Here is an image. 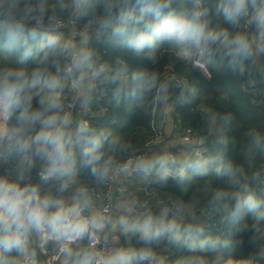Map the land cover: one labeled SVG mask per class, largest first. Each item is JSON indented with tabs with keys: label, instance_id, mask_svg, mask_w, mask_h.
<instances>
[{
	"label": "clouds",
	"instance_id": "obj_1",
	"mask_svg": "<svg viewBox=\"0 0 264 264\" xmlns=\"http://www.w3.org/2000/svg\"><path fill=\"white\" fill-rule=\"evenodd\" d=\"M66 16L77 26L68 37ZM94 37L153 67L109 63ZM162 49L264 86V0H0V264H38L37 242L57 246L65 264H264V131L247 132L241 161L121 159L124 137L73 115L98 87L145 114L190 104L181 78L155 70ZM199 111L209 128L234 123L209 104ZM133 175L184 193L199 181L187 200L123 197L114 215L97 206L93 186ZM213 218L218 234L206 231Z\"/></svg>",
	"mask_w": 264,
	"mask_h": 264
},
{
	"label": "trees",
	"instance_id": "obj_2",
	"mask_svg": "<svg viewBox=\"0 0 264 264\" xmlns=\"http://www.w3.org/2000/svg\"><path fill=\"white\" fill-rule=\"evenodd\" d=\"M180 3H188L190 0H178ZM68 25V17H65ZM77 28L76 25H73ZM72 25L62 29L63 35H70ZM82 29V25L80 26ZM93 46L99 53L113 65H124L130 71H139L153 67L141 56H136L127 49H113L108 47L101 39L93 38ZM20 66L19 58L13 61ZM155 70L161 74H175L188 83L187 91L193 93L190 96L191 103L188 105L174 104L168 111H155L145 114L138 110L135 105L127 102L116 104L111 99L110 88H100L96 92V100L88 111L74 112L77 119H87L93 126L103 128L121 135L131 144L130 154H146L147 150L155 147L153 141L156 129L161 123H166V118L170 115L174 127L179 134L189 133L194 138L207 136L208 126L202 119L199 107L202 103L211 105L217 112H230L234 116V123L228 127L226 159L241 161L242 149L247 140V132L250 129L264 131V101L258 104V99H251V95L242 89V86L252 85L248 77H240L233 74L223 65H216L208 68L210 77L207 78L200 68L194 64L183 62L171 52L162 49L158 53V62L154 66ZM260 90L264 98V86L253 87ZM164 127V133H165ZM178 134V135H179ZM194 148V147H193ZM171 149V151H175ZM129 154V155H130ZM123 157H121L122 159ZM264 166V157H258L255 167ZM189 175H193L189 173ZM82 181L90 182L85 173L79 177ZM199 178H195L193 185L189 187L188 193H184L177 187L173 180H169L167 185L160 186L155 182L149 183V188L162 198L167 195L175 197L177 200H187L189 194L195 190V184ZM259 194V190H258ZM219 220V218H216ZM251 249L246 245L243 255H247ZM182 253H176L180 255ZM169 260H174V255L168 254ZM38 259V258H37ZM63 262V261H62ZM61 264H65L64 262ZM38 264L40 260L38 259Z\"/></svg>",
	"mask_w": 264,
	"mask_h": 264
},
{
	"label": "built area",
	"instance_id": "obj_3",
	"mask_svg": "<svg viewBox=\"0 0 264 264\" xmlns=\"http://www.w3.org/2000/svg\"><path fill=\"white\" fill-rule=\"evenodd\" d=\"M67 24V23H66ZM72 25L70 21H68V25ZM76 27L72 25L70 34H74L76 31ZM188 87V83L186 80H183ZM242 89L249 93L251 95V99H258L257 103L261 104L264 101V98L259 97V95H263V93L260 90H257L253 88L251 85H246V87L242 86ZM68 96L69 101L72 100V96L70 93H66ZM75 109H73V115H74ZM87 120V119H86ZM164 122L161 121L159 126L156 129V135L155 139L153 141L154 145L160 144L165 141V133H164ZM178 139L184 143H190L192 141L197 140V138L192 137L189 133H182L178 135ZM183 148H177L174 152L169 150L168 154L176 156L178 154L183 153ZM138 156H143V154H130L129 156H125L122 159L127 158H136ZM191 158H205V153L200 148H192ZM149 184L143 187V196L140 199L142 202H147L150 206H154L157 201L162 203H171L172 201L177 200L175 197H172L170 195L165 196V198L161 197L158 194H155L152 189H150ZM42 190L46 187L44 185L41 186ZM94 187V191L96 193V201L99 208H105L110 207L111 211L109 212V215L112 214V210L115 206V198L114 194H122L127 191V188L120 184V181L114 184L104 185L101 187ZM206 231L212 233V234H218L220 231H222V225L220 224L219 220H216V218H213L211 220H208L206 223ZM97 245L103 250L104 245L103 243H100L96 241ZM36 249L39 252L40 256L44 259L46 264H61L63 257L58 255V247L53 245L52 243H43V242H37L36 243Z\"/></svg>",
	"mask_w": 264,
	"mask_h": 264
},
{
	"label": "crops",
	"instance_id": "obj_4",
	"mask_svg": "<svg viewBox=\"0 0 264 264\" xmlns=\"http://www.w3.org/2000/svg\"><path fill=\"white\" fill-rule=\"evenodd\" d=\"M198 68H200L202 73L207 78L210 77L208 68H204V67H198ZM77 112L80 113L82 112V110H79ZM165 125H166L165 141L160 144H157L155 147L149 148L146 154L144 155V157H152V156L160 155L162 153L168 154L169 150L171 149L183 148L184 152L174 157L180 160L191 159L192 148L194 147V148H200L205 153L204 160L210 162H220L224 160L225 158L224 156L227 151L228 127H224L220 125H218L215 128L208 127L207 136L203 138H198L197 140L192 141L190 143H184L178 139L179 133L175 129L174 123L170 118V115L167 116ZM153 182H154V177L152 176L145 178L142 176L133 175L127 177L126 179L121 180L120 184L124 185L127 188V191L122 194H114L115 204L123 197L135 196L141 199L143 196L142 188L148 185L149 183H153ZM114 214H115V206L112 210L111 215ZM97 241L102 243L99 240ZM37 258L39 259L38 256ZM62 261L65 263L64 258L62 259Z\"/></svg>",
	"mask_w": 264,
	"mask_h": 264
},
{
	"label": "water",
	"instance_id": "obj_5",
	"mask_svg": "<svg viewBox=\"0 0 264 264\" xmlns=\"http://www.w3.org/2000/svg\"><path fill=\"white\" fill-rule=\"evenodd\" d=\"M99 89H100V87L97 88V91H98ZM75 111H79V110H76V109H75ZM36 251H37V249H36ZM37 254H38L37 256L39 257V260H40L41 264H46L45 261H44V259L40 256V254H39L38 251H37Z\"/></svg>",
	"mask_w": 264,
	"mask_h": 264
}]
</instances>
